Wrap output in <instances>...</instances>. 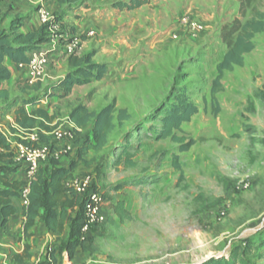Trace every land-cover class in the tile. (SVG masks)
Segmentation results:
<instances>
[{"label":"rangeland","instance_id":"obj_1","mask_svg":"<svg viewBox=\"0 0 264 264\" xmlns=\"http://www.w3.org/2000/svg\"><path fill=\"white\" fill-rule=\"evenodd\" d=\"M140 8L131 13L148 17L133 45L142 54L136 68L109 80L90 77L62 96L53 86L74 75L71 57L94 63V54L80 56L78 37L75 55L59 57V66L52 59L38 82L40 92L26 91L25 77V84L20 82L14 92L23 103L24 94L41 97L39 107L52 122L39 121L40 141L56 147V132L73 133L72 140L58 143L62 162L73 159L77 166V160L84 173L77 176L90 175L106 194V224L92 232L72 260L63 251L68 236L55 240L41 236L43 250L35 247L24 261L49 264V252L57 249L60 264H204L212 259L264 264V32L253 39L255 50L245 55L244 66L225 71L222 88L214 87L228 52L224 31L237 21L244 25L254 17L264 19V0H253L244 13L239 0H149ZM187 15L205 26L196 38L178 25ZM9 20L0 22V32L8 29ZM183 99L199 110L175 131L183 145L194 143L186 152L179 141L156 139L166 112ZM114 100L117 111L126 109L130 120L123 124L116 120L103 151L79 158L78 149L91 137L92 127L72 128L70 112L87 104L97 113ZM126 148L136 166L117 168L114 161ZM175 155L180 171L173 164ZM120 201L130 215L125 222L114 212ZM17 205L20 209L19 201ZM22 225L23 232L12 242L25 248L31 233L25 234L24 221ZM12 252L9 249L6 259L0 255V264H17Z\"/></svg>","mask_w":264,"mask_h":264},{"label":"trees","instance_id":"obj_2","mask_svg":"<svg viewBox=\"0 0 264 264\" xmlns=\"http://www.w3.org/2000/svg\"><path fill=\"white\" fill-rule=\"evenodd\" d=\"M239 1L243 13L253 2V0ZM148 3L149 0H130L127 3H116L113 6L122 11H133ZM263 32L264 19L262 16H259V18L254 17L244 25L237 21L229 29L224 31L223 37L227 42L228 52L218 68V77L214 82L216 91L220 90L223 86L222 78L225 71H232L236 66H244L245 55L255 50L253 39L256 35ZM44 42L45 39L38 37L36 33H20L18 27H13L9 33L0 32V99H7L10 96L9 92L3 88L4 83L11 79V72L5 64L6 59L12 60L17 65L27 64L29 62L28 54L33 49L35 50L36 46ZM69 64L75 72L74 75H67L58 85L53 86V89L61 91L63 93L62 96L65 97L69 96L75 87L85 85L88 82V78L95 77L100 81L107 73V68L104 65L92 63L89 58L79 59L73 56ZM27 88L31 91L38 92L40 85L38 83L32 86L27 85ZM52 94L56 95L55 92ZM40 100L36 96L30 97L26 99L24 105L17 109L16 123L22 131L32 133L36 129L39 120L52 122L46 110L35 109L36 106L40 105ZM25 106L33 109L28 112ZM198 111L197 106L187 103L184 99L177 105H173L166 112L162 120V129L159 131L156 139L179 141L181 142L182 152L190 150L194 143L183 145V140L176 138L175 131L179 130L183 124L189 123ZM117 112L115 100L99 113L90 112L82 104L76 106L71 111L69 120L70 123L75 125L76 130L82 129L91 122L93 123L92 136L86 138L78 149L77 153L79 158L82 159L90 152H99L106 148L109 135L115 130V120L119 124L130 120L131 117L126 110H120L116 118ZM39 142L40 144L45 143L40 141V136ZM25 144L30 145L28 143ZM35 145L37 144L35 143ZM51 150L55 152V147L51 146ZM13 156L9 141L0 132V228H4L16 214L17 209L13 200L20 197L21 184L12 182L8 176V173L15 171L12 166ZM51 156L47 160L50 161L51 158L53 159L50 161V164L42 169L40 168L36 178L32 181L28 195V204L23 208L24 231L25 234H28L29 230L40 218L44 221L49 232L62 234L68 228L67 242L63 251H66L68 257L72 260L76 251L85 243L82 242L83 234L81 226V221L84 216V205L80 201L79 196L67 187V183L75 177V166L72 165L70 168L61 167L54 156ZM134 159V155H131L129 149L126 148L119 152L117 159L114 161V165L117 168L122 164L126 167L134 168L136 166ZM173 164L177 171L181 170L178 155L173 157ZM180 180H184L183 174ZM105 197L106 194L104 196L106 201ZM114 212L121 222L130 219L129 212L122 201L115 205ZM49 253V264H60V252L58 253L57 249H53ZM25 258H31L30 247L28 245L25 246L22 255L14 257V261L17 264H26L24 261ZM204 264L233 263L231 261L212 259Z\"/></svg>","mask_w":264,"mask_h":264},{"label":"crops","instance_id":"obj_3","mask_svg":"<svg viewBox=\"0 0 264 264\" xmlns=\"http://www.w3.org/2000/svg\"><path fill=\"white\" fill-rule=\"evenodd\" d=\"M116 3H127V0H0V22L2 23L4 20L6 21V18L10 19L9 22L11 21L10 25H6L8 26V29L3 30L5 33L11 32L13 27H18L20 33H36L38 37L45 39L44 44L36 46V49H33L28 55L30 56L33 52L40 51L45 46L52 45L51 51H54V53H51L50 51L49 55L51 59H56L55 62H57V65L59 66L61 65L59 57L65 55L63 51L65 40L56 41L48 28L41 25L38 11L41 8L47 9L62 23L61 33L63 36L66 38L70 36L81 38V57L83 55L88 56L94 54L93 61L95 64H105L107 67H111L108 68L107 73L102 79L104 80L106 78L109 80L112 77L115 78L120 72L125 74L127 69L130 70L136 68L141 61L139 56L142 54H140V52L137 53V51L134 50L133 45L139 40L140 34L144 32L142 31V27L148 18L146 16L138 17L136 13L131 14L134 10L122 11L115 8L113 5ZM122 27L124 30H122ZM90 31H95L96 35L94 37H88ZM130 31H133L134 33H130ZM43 33L47 35H44ZM104 59L107 61H102ZM5 64L11 72V79L4 83L3 88L9 92L10 96L7 99H0V132L9 141L12 151H14L18 142H21L25 138L30 139L32 136H38L37 132L40 123L38 122L36 129L32 133L22 131L17 125L16 111L25 103L21 102V97H18L19 99L16 98L14 92L18 89L20 82L25 84L23 79L25 74L23 75L24 71L20 70L19 66L12 60L6 59ZM20 78H22V80H20ZM25 85L26 91H31L27 88V84ZM25 89H23L24 92ZM40 90L38 92H40ZM33 92L37 93L36 91ZM35 96L38 97L37 95L32 97ZM30 97L24 94L22 98L29 99ZM39 99H41V97H39ZM40 101V105L36 107L42 105V99ZM82 105H85L90 112H93L87 104ZM25 108L28 112L31 111L29 106H25ZM37 109L43 108L39 107ZM120 110H118V112ZM118 112L116 118L118 117ZM70 125L72 128H75L74 124L70 123ZM86 127H92L93 132L92 122L87 126H84L82 129H85ZM90 136H92V133ZM37 141H39V138ZM109 142L110 137L108 138L107 146ZM62 155L63 152L60 151L58 156H54L55 160L60 163L61 167L70 168L74 164L73 159L70 163L62 162ZM75 162H77V166H75L74 175L75 177H81L77 175L78 173L84 174L81 173L83 168L77 160ZM13 168L15 171L8 173V176L12 182L21 184L25 178V173L21 168L15 166H13ZM18 201L20 202V209H18ZM13 203L17 209L16 214L4 228H0V255L5 259L8 257L9 249L11 248H13L12 253H15V256L21 255L25 249L24 246H20L19 244L16 246L12 242L14 241V237L21 235L23 232L22 224L24 208V203L20 198H15ZM29 232L31 233V237L28 240V246L30 247V255L32 257L35 247H38L37 251H42L45 246L41 236H44L43 239L45 240H55L58 237L59 239H63L68 236L69 229L67 228L62 234L49 232L44 221L40 218Z\"/></svg>","mask_w":264,"mask_h":264},{"label":"built area","instance_id":"obj_4","mask_svg":"<svg viewBox=\"0 0 264 264\" xmlns=\"http://www.w3.org/2000/svg\"><path fill=\"white\" fill-rule=\"evenodd\" d=\"M38 17L41 25L48 28L55 40H65L63 51L67 56L75 55L79 50L78 37L66 38L61 33L62 23L52 15L47 9L41 8L38 11ZM180 28L187 31L190 38H196L205 30L202 22L191 19L189 15L184 16L178 23ZM95 31H90L88 37H94ZM176 39L177 36L175 35ZM52 49L43 48L40 51H35L29 56L27 64H20L19 69L24 71L27 85H35L40 82L48 68L52 65L50 51ZM38 136L32 138H25L18 142L13 152V166L23 169L25 178L21 185L20 199L24 206L28 204V195L32 185V181L36 178L41 166L52 156H58L62 151L58 145L66 139L72 140L73 133L58 131L55 133V140L57 142L55 152H52L51 147L46 143L35 145ZM28 143L30 145H27ZM68 149H70L68 147ZM63 152V151H62ZM67 187L72 189L80 198L84 205V216L81 221L82 226V242H85L95 229H100L107 222V214L105 211V193L101 187L96 185L94 179L86 174L81 177H74L67 183Z\"/></svg>","mask_w":264,"mask_h":264},{"label":"clouds","instance_id":"obj_5","mask_svg":"<svg viewBox=\"0 0 264 264\" xmlns=\"http://www.w3.org/2000/svg\"><path fill=\"white\" fill-rule=\"evenodd\" d=\"M39 137V136H38ZM23 142V141H22ZM39 142V141H38ZM20 198V197H19Z\"/></svg>","mask_w":264,"mask_h":264}]
</instances>
